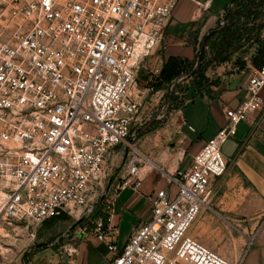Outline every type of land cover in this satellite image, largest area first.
<instances>
[{"label":"built area","instance_id":"1","mask_svg":"<svg viewBox=\"0 0 264 264\" xmlns=\"http://www.w3.org/2000/svg\"><path fill=\"white\" fill-rule=\"evenodd\" d=\"M179 1L0 0V220L28 230L30 241L51 221L83 225L80 232L110 255L104 264H231L188 231L226 173L222 146L263 108L264 62L225 110V126L187 168L164 175L176 195L147 196L148 221L117 246L119 193L159 170L137 146V73ZM120 151L124 175L109 177ZM246 251L234 264H243Z\"/></svg>","mask_w":264,"mask_h":264},{"label":"crops","instance_id":"2","mask_svg":"<svg viewBox=\"0 0 264 264\" xmlns=\"http://www.w3.org/2000/svg\"><path fill=\"white\" fill-rule=\"evenodd\" d=\"M197 1L208 4L209 8L203 11L189 0L179 1L161 43L139 68L137 77L150 73L155 80L169 58L191 64L231 2ZM259 61V58H254L243 68L229 70L214 79L213 85L205 90L194 88L190 91L191 99L170 115L172 132L154 129L141 138V152L161 171L152 170L137 190L127 187L119 193L114 205L119 248L134 228L148 221L147 196L166 190L169 198H173L172 185L167 184L164 175L187 168L192 156L225 126V110L235 107L242 99L251 71L258 68ZM148 89L143 92L148 93ZM259 98L263 108L254 113L248 123H239L234 137L222 146L221 153L227 162L226 173L213 181L209 209L201 211L188 231L191 238L231 264L241 255V243H238L237 256L227 255L218 248L213 238L231 242V231L238 230L242 231V239H246L245 234L251 236L243 264H264V88L259 92ZM82 226L77 224L74 231L64 236L63 246L46 245L52 252L42 249L36 259L32 256L29 264H104L110 255L91 235L80 232ZM121 228L128 233L123 240L118 236ZM64 249H69L71 253L67 254Z\"/></svg>","mask_w":264,"mask_h":264},{"label":"rangeland","instance_id":"3","mask_svg":"<svg viewBox=\"0 0 264 264\" xmlns=\"http://www.w3.org/2000/svg\"><path fill=\"white\" fill-rule=\"evenodd\" d=\"M228 8H230V6ZM224 11L219 19V21L222 22V25L219 27L218 21L216 23L217 28L215 27L214 30H217L218 27L221 28L224 26ZM263 20L264 15L260 19H257L254 23L250 22L248 26L250 29H254L252 27L253 25L257 28V42L255 41L252 44L243 43L245 45L239 51L232 54L226 62L218 64L214 61H210L212 58L210 50L208 48H204L202 52L201 64H199V51L194 55L190 67L178 77L182 78L179 83H175L173 81L168 83L166 86L164 85L159 89H155L156 79L154 80V75L150 73L147 75H138L136 79V94L141 95L138 99L141 106L138 115L141 132L137 146L140 151L142 150L140 147L142 142L141 138L146 133L151 132L154 129H158L159 132L165 130L172 132L170 115H173V112L191 99V90L194 88H201L205 90L207 87H210L214 79L227 74L229 70L233 68L238 70L246 64H250L254 58H261L262 49L260 43H263L264 39ZM260 62L261 61H259V63ZM147 87H149L151 91L148 93L143 92ZM169 103H172L171 106ZM123 160L124 154L120 151L112 160L109 177H123ZM172 190L174 192V197L176 195L177 188L172 186ZM104 193H106V190H104L103 194ZM76 227V223L68 220L51 221L44 224L42 227H39L36 230L35 239L30 241L28 239V230L16 223L9 224L6 221L0 220V264H29L32 256L36 259L38 257L37 253L41 252L42 249L47 248L49 252H52V250L46 245L51 247L57 245L63 246L64 244L61 243L65 240L64 236L68 232L74 231ZM118 232V236L121 240L125 239L128 235L124 228H121ZM231 232L233 237L231 242L220 241L216 238L213 239L217 243L218 248H220L227 255L231 254L237 256L239 254L238 243H241L242 245V254L245 250H247L248 244H250L248 239L251 240V236L249 237L245 234L246 239H242L241 230Z\"/></svg>","mask_w":264,"mask_h":264},{"label":"trees","instance_id":"4","mask_svg":"<svg viewBox=\"0 0 264 264\" xmlns=\"http://www.w3.org/2000/svg\"><path fill=\"white\" fill-rule=\"evenodd\" d=\"M263 15L264 0H231L230 8H225L224 11V26L218 27L217 30H212L200 46L199 64L202 61L204 48L210 50L212 55L210 61L218 64L226 62L232 54L239 51L245 45L243 43L252 44L255 41L257 42V28L253 25L254 29H250L248 26L250 22L254 23ZM260 46L262 54L259 66L264 62V44L260 43ZM189 67L190 64L184 61L169 58L155 80V89L164 86L163 83H169L177 79ZM212 85L213 83L210 86Z\"/></svg>","mask_w":264,"mask_h":264},{"label":"bare ground","instance_id":"5","mask_svg":"<svg viewBox=\"0 0 264 264\" xmlns=\"http://www.w3.org/2000/svg\"><path fill=\"white\" fill-rule=\"evenodd\" d=\"M251 240L248 239V242H250ZM249 245V244H248Z\"/></svg>","mask_w":264,"mask_h":264},{"label":"water","instance_id":"6","mask_svg":"<svg viewBox=\"0 0 264 264\" xmlns=\"http://www.w3.org/2000/svg\"><path fill=\"white\" fill-rule=\"evenodd\" d=\"M263 44H264V39H263Z\"/></svg>","mask_w":264,"mask_h":264}]
</instances>
